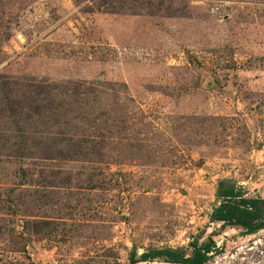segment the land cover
Here are the masks:
<instances>
[{
	"label": "rangeland",
	"instance_id": "374dc122",
	"mask_svg": "<svg viewBox=\"0 0 264 264\" xmlns=\"http://www.w3.org/2000/svg\"><path fill=\"white\" fill-rule=\"evenodd\" d=\"M220 180L264 198V0H0V264H264Z\"/></svg>",
	"mask_w": 264,
	"mask_h": 264
},
{
	"label": "trees",
	"instance_id": "16d2710c",
	"mask_svg": "<svg viewBox=\"0 0 264 264\" xmlns=\"http://www.w3.org/2000/svg\"><path fill=\"white\" fill-rule=\"evenodd\" d=\"M43 89L44 86L39 93H42ZM36 93L39 96V93ZM37 108L39 111V106ZM42 157L51 156L43 155ZM217 197L218 204L212 208L209 214L210 221L221 223L222 226L241 227L245 234H252L259 229H264V198L247 196L243 190L227 180L218 182ZM191 247L189 254H186L182 248L146 250L137 259H132L130 264L152 261L153 259H161L169 264H203L211 257L216 244L208 237L199 245L195 241L192 242Z\"/></svg>",
	"mask_w": 264,
	"mask_h": 264
}]
</instances>
